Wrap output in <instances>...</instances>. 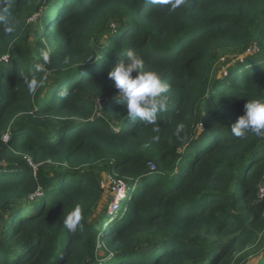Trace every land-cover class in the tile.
<instances>
[{"label": "trees", "instance_id": "obj_1", "mask_svg": "<svg viewBox=\"0 0 264 264\" xmlns=\"http://www.w3.org/2000/svg\"><path fill=\"white\" fill-rule=\"evenodd\" d=\"M3 8L15 31L0 23V264H264V138L230 130L264 97V0ZM42 48L51 62L35 72ZM128 50L172 85L159 133L128 120L108 77ZM105 170L127 192L93 218ZM77 205L83 228L70 232Z\"/></svg>", "mask_w": 264, "mask_h": 264}, {"label": "clouds", "instance_id": "obj_2", "mask_svg": "<svg viewBox=\"0 0 264 264\" xmlns=\"http://www.w3.org/2000/svg\"><path fill=\"white\" fill-rule=\"evenodd\" d=\"M148 2L152 5L166 7L170 12H176L185 4V0H148ZM8 12V8L2 9L0 23L4 25V32L11 34L15 31V26L7 20ZM40 57L43 64L35 65V72L42 71L43 66L51 62V53L45 48L40 50ZM35 72L31 76L22 74L30 93L35 92L42 85V80L37 78ZM108 77L114 81L117 89L116 98L126 105L128 120L139 119L146 124L153 125L152 131L159 133L161 129L158 116L168 110L169 96L167 93L172 88V85L163 78L162 74L146 68L144 58L134 50H128L126 59H120L110 68ZM59 95L65 96L67 92L61 91ZM183 128V124L177 125V135L183 131ZM230 130L232 135L237 138H244L249 132L264 138V97L248 99L244 105V113L231 125ZM153 139L159 140V136H154ZM125 191L127 192V185L124 187V193ZM116 201L114 208L120 199H116ZM82 220V207L77 205L64 217L63 226L68 231L75 232L78 228H83Z\"/></svg>", "mask_w": 264, "mask_h": 264}, {"label": "rangeland", "instance_id": "obj_3", "mask_svg": "<svg viewBox=\"0 0 264 264\" xmlns=\"http://www.w3.org/2000/svg\"><path fill=\"white\" fill-rule=\"evenodd\" d=\"M38 18H39V15H35L33 18H31V24L33 26V30L35 29V26L38 22ZM34 32L33 31V35H34ZM232 57L231 55H225V56H222L217 64H216V67L219 69V70H227L228 66H227V63H228V59ZM6 138V137H5ZM104 168V167H103ZM105 169V168H104ZM101 176H102V184H103V187H104V195L100 201V204L99 206L95 209V214L93 215V218H95L100 212L103 213L105 211V213H110L112 212L115 208H114V205L115 203L114 202H117L116 199L118 198V191H119V188L123 186V184H121L120 182H118L117 180H115L113 177L110 176V174L105 170L103 171V173H101ZM126 195V191L124 193V196L123 197H119L120 200H122ZM259 195H263V191H261L259 193ZM114 208V209H113ZM258 260H255V258H252L248 264H257Z\"/></svg>", "mask_w": 264, "mask_h": 264}, {"label": "built area", "instance_id": "obj_4", "mask_svg": "<svg viewBox=\"0 0 264 264\" xmlns=\"http://www.w3.org/2000/svg\"><path fill=\"white\" fill-rule=\"evenodd\" d=\"M6 139H7V138H6ZM118 182H120L121 184H123V186L120 187V188H119V191H118V194H119V195H118V198H117V199L119 200V197H122V196H123L121 193H124V187H125L126 184L123 183L122 181H118ZM102 185H103V184H102Z\"/></svg>", "mask_w": 264, "mask_h": 264}, {"label": "bare ground", "instance_id": "obj_5", "mask_svg": "<svg viewBox=\"0 0 264 264\" xmlns=\"http://www.w3.org/2000/svg\"><path fill=\"white\" fill-rule=\"evenodd\" d=\"M123 195V193H121Z\"/></svg>", "mask_w": 264, "mask_h": 264}]
</instances>
